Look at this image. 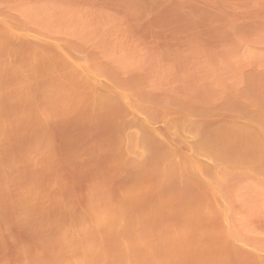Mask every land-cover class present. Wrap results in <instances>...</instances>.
I'll use <instances>...</instances> for the list:
<instances>
[{"label": "rangeland", "instance_id": "1", "mask_svg": "<svg viewBox=\"0 0 264 264\" xmlns=\"http://www.w3.org/2000/svg\"><path fill=\"white\" fill-rule=\"evenodd\" d=\"M0 264H264V0H0Z\"/></svg>", "mask_w": 264, "mask_h": 264}]
</instances>
